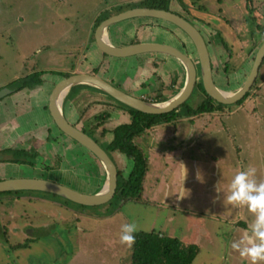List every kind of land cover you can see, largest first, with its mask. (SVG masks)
<instances>
[{
  "label": "rangeland",
  "instance_id": "374dc122",
  "mask_svg": "<svg viewBox=\"0 0 264 264\" xmlns=\"http://www.w3.org/2000/svg\"><path fill=\"white\" fill-rule=\"evenodd\" d=\"M158 1L0 0V87L5 84L8 86L30 69L44 70V86L48 92L52 86L50 83H57V80L62 79V73L58 74L54 70L71 68V65L73 67L76 64L75 67L80 65L81 72L95 68L93 73L106 81L114 78L111 83L133 96L169 98L178 90V85L173 86L176 65L170 63L164 55L151 53L149 56L153 59L145 57L150 62L146 69L149 66L151 70H155L148 71L149 74L164 72L165 85L160 82L159 75H154L158 79L155 84L162 85L161 89L165 88L170 92L152 95L153 92L147 91L153 84L151 81L141 82V87L137 86L138 82L131 83L132 89L125 90L122 84L127 77L136 78V70L142 68L145 53L110 59L95 47L93 38H88L90 26L98 18L119 13L126 10L127 6L129 9L133 6L162 5L159 7L176 10L193 20V23L194 20L199 21L195 25L203 36L205 34L215 83L223 90L237 89L249 74L256 49L264 39L258 27H264V0H161V4ZM124 3L127 5H123ZM162 21L134 18L115 23L109 26V39L118 46L132 40L168 42L179 50L190 53L193 60H196L193 47L185 34L181 35L182 45H179L164 30H176L175 25ZM171 34L174 36V32ZM247 93V97L237 106L227 105L214 113L199 116L191 128L189 123H184L186 119L179 124L173 120L172 123L151 130V135L137 139L138 146L148 150L145 151L146 155L151 151L153 159L150 165L151 175L148 177L151 189L145 191V196L139 200L117 197L105 204L85 207L54 196L49 201L44 198L45 201L27 204L25 207L17 205L18 199H29L32 195L22 192L7 195L0 193V223L2 221L4 225V228H0V264H128L131 247L128 249L119 242L120 227L128 222H135L138 231L161 232L166 236L176 237L184 246H197V253L191 264H247L231 248V243L248 229L244 227L252 223L253 214L244 206L224 202L222 191L218 204L221 211L218 215L222 217L223 214L225 217L213 219L212 205L198 194L200 190L197 191V187L205 183V167L209 168V172L212 167L215 170L211 159L222 162L219 176L225 189L234 174L249 165L256 167L258 180H264V59ZM204 98V93L197 85L185 105L195 107ZM119 105L122 110L128 111L126 106L118 103V107ZM114 114L115 112L109 114L101 123L94 122L93 119L91 126L89 123L84 126V130L102 146L105 144L100 139L109 140L112 137L109 134L120 124L119 121L126 120L121 115L118 120V115ZM69 121L75 123L74 119ZM52 129L55 136H59L57 127L52 126ZM173 129L176 131L174 138ZM102 130L109 133L101 135ZM61 135L70 141L64 133ZM62 136L58 140L62 141ZM177 139L182 142L179 144ZM81 150L87 149L82 147ZM155 151L158 154L155 155ZM165 151L168 152L165 154ZM169 151L175 154L171 157ZM213 154L215 158L212 157ZM120 157L116 160L121 168L124 167L122 175L127 176L133 162L128 157L124 159L121 154ZM52 159L55 161L56 155L50 160ZM76 159L77 161L69 159L64 164L62 168L66 170L65 176L59 172L57 182L79 192L95 193L100 189L101 183L95 178L97 174L93 166L94 158L82 155ZM72 161L79 164L88 162L85 167L90 168L95 180L90 182L82 166H77ZM41 164L49 165L48 159H38L34 167L20 164L2 168L4 170L0 173V179L50 177L48 180H53L51 173L45 169L49 167L41 169ZM185 168L187 174L183 183L186 184L183 187H186L183 192L186 196L177 199L178 194L174 192L180 188L178 185L181 183L182 173H186ZM74 170L78 171L79 177L77 173L73 175ZM192 183L193 186H190ZM23 215L30 220L25 225H30L35 237L27 247L10 249L4 238H10L17 230L13 229L11 220L15 221L18 217L20 219ZM231 219L234 220V225L229 224ZM18 240H22L21 235L14 241Z\"/></svg>",
  "mask_w": 264,
  "mask_h": 264
},
{
  "label": "water",
  "instance_id": "95a60500",
  "mask_svg": "<svg viewBox=\"0 0 264 264\" xmlns=\"http://www.w3.org/2000/svg\"><path fill=\"white\" fill-rule=\"evenodd\" d=\"M140 16L160 19L181 29L194 46L193 50L196 60H193L190 53L181 51L174 45L168 43L141 41L118 46L114 45L110 41L107 35V28L110 25ZM94 42L103 53L116 58H126L144 53L164 54L175 58L182 65L184 70V79L181 87L169 98L153 101L133 96L117 88L114 84L106 81L96 73H85L80 70H76V72L62 78L56 83L49 94V115L57 128L89 150L91 154H93L100 161L105 170L106 176L103 185L95 193H83L69 186L44 178H7L0 179V193H5V195H7V193L11 194L23 191L48 193L61 198L64 201L85 207L98 206L108 203L111 200L116 192L118 180V170L115 162L102 146H100L86 132L69 123L63 115V99L67 91L73 86L88 85L97 88L112 98L113 101L117 103V107L119 103L142 113L161 114L177 109L181 104H183L192 94L196 83L200 81L202 83L203 90L208 96L215 100L216 103H220L225 106H237V103L244 98L245 94L250 90L252 84L254 83L259 66L264 58L263 39L256 49L250 72L245 81L235 90H223L218 87L214 81L212 61L208 50L209 47L203 38V35L200 33V30H198L181 15L156 7H133L102 19L95 28ZM44 75L45 74L43 73L41 77L42 79L44 78ZM16 87L18 86L15 85V87L11 86L1 88L0 98L14 91ZM118 108L121 109L120 105ZM118 125L120 124H117L116 126ZM114 151L120 152L119 150ZM121 154L123 155V158L126 157L124 153ZM15 159L21 160L20 158L14 157L11 152L0 151V162ZM130 160L132 163L133 160ZM129 172H127V176L121 175L126 178L128 177Z\"/></svg>",
  "mask_w": 264,
  "mask_h": 264
},
{
  "label": "crops",
  "instance_id": "0c3cea01",
  "mask_svg": "<svg viewBox=\"0 0 264 264\" xmlns=\"http://www.w3.org/2000/svg\"><path fill=\"white\" fill-rule=\"evenodd\" d=\"M123 5H125V3ZM133 7H136V6H133ZM127 8H128V6H127ZM151 8H155V7H151ZM159 9H161V8H159ZM178 14L181 15V13H178ZM111 15H113V14H111ZM134 18L146 19V18H150V17L140 16V17H134ZM134 18H132V19H134ZM151 19H153V18H151ZM155 20L162 21L159 19H155ZM162 22H166V21H162ZM93 26L94 25L92 23L91 27H93ZM107 35L109 37V27L107 28ZM167 36H170L171 39L173 38V35L172 34L169 35V32L167 33ZM88 47H90V46H88ZM155 54H157V53H155ZM145 55H147V56H145ZM145 55L142 58V64H141L142 68L136 70L137 71L135 74L136 78L128 79V77H127L125 79L124 83L122 84V87L125 90L126 89L130 90L131 83L138 82L137 86L141 87L142 86L141 82L146 83V82L151 81V82H153V84L151 85L153 87H151V86L148 87L147 91L149 93L153 92V93H151L152 95H154V94L158 95L159 93L160 94L168 93L167 92V91H169L168 89H165V88L161 89L162 85L159 84L156 86V84H155L156 82H158L157 81L158 79L154 75H159V76H161L160 82L165 85V82H166L165 73L160 71V72H157V74L156 73L149 74L148 71L154 72L155 70H151V68H149V66H148V69H146L147 65H149L150 62L148 63V60L145 57H149L150 59H153V58H152V56H149V55H152L151 53L150 54L146 53ZM163 55L164 54H161V56H163ZM164 56L166 59H168V61L170 63L176 65V72L174 73L175 74L174 75L175 84L173 86L178 85L176 87H177V89H179L181 87L183 79H184L183 67L175 58L169 57L167 55H164ZM79 67H80V65H77L75 70L81 71V69H79ZM74 72H76V71H74ZM87 72L93 73L90 71H85V73H87ZM111 79L115 80L114 78H111ZM137 86L135 88H137ZM127 87H129V88H127ZM137 89H139V88H137ZM227 91H231V90L227 89ZM49 94H50V91L47 92V90L45 89V86H44V82H43L41 84H37V85L33 86L32 88H26L25 87L24 89L12 94L11 96L6 97L5 98L6 100L4 99L5 101L2 104H0V106L5 104V108L8 107L11 110V112L4 114V116L2 115V112H0V141L5 142V144H4L5 147L11 146L13 142L18 141L21 137L23 138V140H29V139L33 138L37 141L36 143H37V146H39L40 150L41 149L47 150V156L48 157L55 155V153L57 152L58 145L57 144L55 145V143L53 141H48L49 139H47L49 128H52L53 125L55 126L54 122H52V118L50 117L48 110L45 108ZM142 96H145V95H142ZM64 98H65V102H62V104H63L62 105V111H64V114H65V110H67V115H66L67 118L74 119V120L78 119L79 123L82 125L89 123V126H91L92 125L91 120H93V117L101 114L104 111L109 112L111 115H112V113L115 112L114 115H118V117H117L118 120H119V117L121 118V116H122V119H124V117H125V119L127 121L126 120L119 121L120 124L127 123L130 121L131 116L127 110L126 111L120 110L116 105L117 103L113 102L112 98H108V96L105 93H103L101 90L94 88L92 86H88V85L73 86L72 90L69 89L67 91ZM149 98H151L149 100H153V101L162 100L161 98H159V99H155L152 97H149ZM166 98H168V96ZM166 98H164V99H166ZM63 101H64V99H63ZM111 108H113V110H110ZM214 112H216V111H214ZM6 115H8V116H6ZM198 118L199 117L181 116V117L177 118V122H175V123L179 124L180 121H184L186 119L184 121V123H189L190 128H191V125H193L194 120L198 119ZM165 124H167V123L157 124V125L149 128L147 130V133L143 134L141 137H143L144 135L149 136L151 130H153L154 128L155 129L161 128V126H163ZM106 133L108 134L109 132H107V130L105 133L103 132V130L101 131V135L102 134L106 135ZM172 134H174L172 136V138H174L175 134H176L175 129L172 130ZM110 135L112 136L111 138H109ZM109 136L106 137V139L109 138V140H104V141L101 140L99 137L98 138L100 139V141L103 144H107L112 140L113 134L110 133ZM177 141L179 144L182 142L181 139H177ZM48 145H49V148H48ZM59 147L61 148V144H59ZM143 151L145 154L146 153L145 151H148V150H143ZM150 152L148 153V155L145 154L148 158L149 166L147 167L145 179L143 182L142 198L145 196V191L148 192L151 189V186H150L151 183L148 182V177H150V175H151L150 174V165H151V161L153 160ZM167 152L168 151H165V154ZM169 153H170L169 156H171V157H172V155L175 154V153L170 152V151H169ZM120 154L121 153L118 151H113V156L117 160L120 157ZM156 154H158V153H156V151H155V155ZM212 157L215 158V155L213 154ZM211 162L213 163V165H215V170H213L214 168L212 167V168H210V172H209V168L205 167V170H204L205 173L203 174V176L206 177V180H205V183L200 184V186L197 187L198 188L197 191L200 190V192H198V194L201 195L202 198L209 200L210 204L212 205L211 215L213 213V215H214L213 219H216V218L220 219L222 217L224 218L225 215H223L222 213H221L222 217L218 215L219 212L221 211L219 209L218 204H219V199L221 198V195H222V191L218 194L216 192V186L219 184V186L222 190H226L225 184L223 181L220 182L221 177L219 176V167L221 166L220 163H222V162H218L216 159H213V160L211 159ZM117 163H118V161H117ZM124 164H125V162H124ZM164 164H165V162H164ZM13 165L11 164L10 166H13ZM209 165H210V162H209ZM0 166H2V165L0 164ZM2 168L3 167H0V173L4 170ZM197 168L195 170H197ZM96 173H97L96 179H98V181H101L99 183H101V186H102L105 179H106L105 171H104V169L100 168V169L96 170ZM184 176H185V172H183L181 177H180L183 181L181 180V183L178 185V187L180 186L178 191H181V190L184 191V189H182V187H181V185L183 186L184 184H186V183H183L184 179H185ZM214 177H215V179H214ZM90 182H92V180H90ZM207 182L209 183V185ZM193 184L194 183H192L190 186H193ZM101 186L99 188H101ZM185 187L186 186H184L183 188H185ZM194 196H196L195 193H194ZM222 196L224 197V194ZM145 198H147V197H145ZM216 213H217V215H215ZM227 219H229V218H227ZM239 219H240V217L236 220L238 221ZM233 221L234 220L231 219L229 224L232 223ZM226 222H228V221H226ZM232 224L234 225V223H232ZM236 224L241 225V223H239V222H237ZM243 226H245V225H243ZM244 228H248V227L245 226ZM126 248L129 249L130 247H126Z\"/></svg>",
  "mask_w": 264,
  "mask_h": 264
},
{
  "label": "trees",
  "instance_id": "16d2710c",
  "mask_svg": "<svg viewBox=\"0 0 264 264\" xmlns=\"http://www.w3.org/2000/svg\"><path fill=\"white\" fill-rule=\"evenodd\" d=\"M153 1V0H152ZM161 4V0L158 1ZM162 5H150L149 7H156L161 9H167ZM111 15V14H109ZM107 17V16H106ZM97 19L96 21H100ZM261 30V35L264 36V27L258 26ZM40 71L33 72L30 76H27V81L21 83L20 87H33L40 82L38 76ZM202 90L205 98L195 106L190 107L185 105L184 102L177 109H174L167 113L161 114H147L140 111L128 108V112L131 115V121L126 124H120L112 130V140L102 146L105 150H119L124 153L126 157L133 160L128 177L124 178L121 174L118 175L117 191L116 194L119 197L131 198L133 200H139L142 198L143 182L145 179L148 158L144 154V151L137 144L143 134L147 133V130L157 124L176 122L177 118L184 116L199 117L204 113H212L214 111L221 110L225 105L216 103L210 96L203 90L202 83L198 81L195 87ZM245 94L239 102L241 103L247 97ZM164 100V99H162ZM109 116V112H102L95 116L101 123ZM174 122V123H175ZM105 133L106 130H103ZM8 161H20L18 159ZM135 244L131 247V255L128 264H191L197 253V246L188 245L184 246L179 239L172 236H166L161 232H145L138 231L135 233Z\"/></svg>",
  "mask_w": 264,
  "mask_h": 264
},
{
  "label": "flooded vegetation",
  "instance_id": "af4514ba",
  "mask_svg": "<svg viewBox=\"0 0 264 264\" xmlns=\"http://www.w3.org/2000/svg\"><path fill=\"white\" fill-rule=\"evenodd\" d=\"M131 4V3H130ZM127 5V4H126ZM125 5V6H126ZM121 7V6H120ZM122 7H123V5H122ZM147 7H149V6H147ZM126 9H127V7H125ZM165 10H169V11H171V12H173V13H176V14H178L179 12H177L176 10H174L173 11V9H171L170 10V8H167V9H165ZM181 15L185 18V19H187V17L185 16V15H183L182 13H181ZM191 24H193L198 30H200L196 25H195V23L197 24L199 21L198 20H194V22L195 23H193V20L191 21V20H189V19H187ZM101 21V20H100ZM100 21H98V22H100ZM97 22V21H96ZM95 22V24H94V26L93 27H91L90 26V29H89V33H88V38L90 39V38H93L94 39V31H95V28H96V26H97V23ZM157 27H159V25H156ZM176 30H173V29H171V28H167V29H164L165 30V32L166 33H168L169 32V35L171 34V32H174V36H173V38L172 39H174V41L176 42V43H178L179 45H182L181 44V35L182 34H185L181 29H179L178 27H174ZM176 31H178L179 33H177ZM203 35V34H202ZM185 36L187 37V35L185 34ZM109 38V37H108ZM179 40H178V39ZM188 38V37H187ZM203 38L205 39V41H206V38H205V34H204V36H203ZM137 41H139V40H132V42H130V43H133V42H137ZM188 41L190 42V44L192 45V47H194L193 46V44L191 43V41H190V39L188 38ZM153 42H157V41H153ZM89 43V41L87 42V43H85V45H87ZM113 43V42H112ZM163 43H168V42H163ZM207 43V42H206ZM94 44H95V42H94ZM114 44V43H113ZM126 44H129V43H126ZM169 44V43H168ZM170 44H172V43H170ZM208 44V43H207ZM115 45V44H114ZM123 45H125V44H123ZM173 45V44H172ZM121 46V45H120ZM95 47L100 51V52H102L99 48H98V46L95 44ZM86 51V50H85ZM103 53V52H102ZM104 55H105V53H103ZM107 55V54H106ZM108 56V55H107ZM111 56H109V58H110ZM111 59V58H110ZM78 62H80L79 61V59H78ZM76 65V64H75ZM75 65H73V67H72V65H71V68L70 67H68V68H58V71L57 70H54V72H57L58 74L61 72L62 73V75H61V77L62 78H64V77H66V76H68V75H70V74H72V73H74V71H76L75 69H76V67H75ZM93 70H95V68H92ZM93 70H91L90 72H93ZM31 71H33V72H37L38 70H33V69H30L29 71H26V73H24L23 75L21 74V76H18L17 77V79H15V80H13V82H11V83H9L8 84V86H6V84L5 85H3V86H1L0 87V89L2 88V87H4V86H6V87H11V85L12 86H14L15 87V85L16 86H18V87H16V89L14 90V91H12V92H10V93H8V94H6V95H4L3 97H1L0 98V104H2L6 99V97H9V96H11L12 94H14V93H16V92H18V91H20V90H22V89H24L25 87H20V85H21V83H23L24 81H27L28 80V78H26L27 76H30V74H32L33 72H31ZM43 72H45L44 70H41L40 71V74H39V76H38V78H39V80H40V82L38 83V84H41V83H43V82H45L44 81V79H42L41 77H42V74H43ZM51 72V71H50ZM53 72V71H52ZM58 78V77H57ZM112 82L113 80L111 79V80H109L108 82ZM57 82H58V80H57ZM110 82V83H111ZM52 86H51V89H53L52 87H54L55 85H56V83H54V82H52V83H50ZM113 84V83H112ZM37 85V84H36ZM26 88H32V87H26ZM70 90H72V88L70 89ZM50 91H52V90H50ZM128 93V92H127ZM130 94V93H129ZM140 97H142V98H144V99H147V100H149V99H151V98H149V97H146V96H140ZM49 98V97H48ZM5 99V100H4ZM63 102H65V98H64V101ZM114 102V101H113ZM63 105V104H62ZM45 108L48 110V100H47V104L45 105ZM0 112H2V115L4 116V114H6V113H8V112H11V110L8 108V107H6L5 108V104H3V105H1L0 106ZM63 112V115H64V117H65V119L69 122V123H71L70 121H69V118H67V116L64 114V111H62ZM104 112H107V111H104ZM110 114V113H109ZM6 116H8V115H6ZM51 117V116H50ZM93 119H94V122H99V120L98 119H96V118H94L93 117ZM51 121V120H50ZM52 122H53V120H52ZM72 125H74V126H76V127H78L79 129H81V130H83L84 132H86L85 130H84V126H86L85 124L84 125H82V124H80L79 123V121H78V119L77 120H75V123H71ZM79 124V125H78ZM95 125H96V123H95ZM5 126V125H4ZM88 126V125H87ZM53 127H56V126H54L53 125ZM91 130H92V128H91ZM56 131H58L60 134H59V136H55V132L53 131V129L52 128H49V131H48V135H47V139H49V141H53L54 143H55V145L57 144L58 145V148H57V152L55 153V155H56V160L54 161L53 159L52 160H50L51 159V157H48L47 156V150H40L39 149V146H37V141L35 140V139H33V138H31V139H29V140H23V138L21 137L18 141H16V142H13L12 143V145L11 146H6L5 147V142H1L0 141V151H2V152H11L12 153V155L14 156V157H16V158H20L21 160L20 161H8V160H4V161H1L0 162V164L2 165V167L4 168V169H6L7 167H10V165L12 164H14L13 166L14 167H16L17 165H20V164H26V165H30V167H34V164H35V161H37L38 159H41V158H47L48 159V162H49V165H42V167H41V169H43L44 167H49V168H45V169H47L50 173H51V178H53V180H51V181H58V179H57V176H58V178H59V172H61L62 174H63V176H65V172L64 171H66L64 168H62L63 166H64V164H66L68 161H69V159L71 160V159H73V160H75V161H77V159L76 158H78V157H81L82 155H88V156H90V157H92V158H94V160H95V163H93V166H94V168L96 169V170H98V169H100V168H102V169H104L103 168V166L101 165V163H100V161L93 155V154H91V152L89 151V150H84V151H82L81 150V148L83 147L81 144H79L77 141H75L74 139H72L71 137H69L68 135H66L65 133V135H66V137H68V138H70L69 140L70 141H68V140H65L64 138H63V136L61 135L63 132L59 129V128H57V130ZM93 131V130H92ZM87 133V132H86ZM93 133H95L94 131H93ZM90 137H92L95 141H96V138L94 137V136H91L89 133H87ZM95 135H96V133H95ZM60 136H62V138H63V140L61 141V140H58V138L60 137ZM97 136V135H96ZM98 137V136H97ZM51 139V140H50ZM66 141H67V143H68V145H67V143H66ZM97 142V141H96ZM98 144H99V142H97ZM59 144H61V148L59 147ZM100 145V144H99ZM82 146V147H81ZM71 147H73L72 148V150H70V148ZM81 147V148H80ZM76 148H79L80 150H77ZM85 148V147H84ZM86 149V148H85ZM109 154H110V156H111V158L113 159V161L115 162V164H116V167H117V170H118V175L119 174H122V171L124 170V167L123 168H121L119 165H118V163H117V161H116V159L114 158V156H113V154H111V152L113 153V151L114 150H106ZM75 161H72L74 164H76L77 166H82V168L87 172V175H86V177L88 178V180H92V182L95 180V178H93L92 177V175H91V170H90V168H86L85 166L88 164V162H86V161H84L82 164L80 163H77V162H75ZM105 171V170H104ZM76 173H77V177H79V175H78V171H76V170H74L73 171V175L75 176L76 175ZM97 174V173H96ZM42 178V177H41ZM50 178V177H49ZM48 178V179H49ZM92 178V179H91ZM44 179H46V178H44ZM47 179V180H48ZM119 179V178H118ZM98 180V179H97ZM101 182V181H100ZM98 183H99V181H98ZM99 190V189H98ZM97 191V190H96ZM116 191H117V187H116ZM33 192V193H32ZM18 193H21V192H18ZM22 193H24V194H28V195H32V197L31 198H29V199H26V198H19L18 199V203H17V205H24L25 207L27 206V204H32V203H35V202H38V201H43L44 200V198L45 199H48V201L50 200V199H52L54 196L53 195H51V194H48V193H39V192H35V191H31V192H27V191H23ZM51 195V196H50ZM117 197L119 198V196L116 194V192L114 193V195H113V197L111 198V200L112 199H114V198H116L117 199ZM120 198H122V197H120ZM110 200V201H111ZM45 201V200H44ZM32 208V207H31ZM32 210V209H31ZM47 210H49V209H47ZM50 211V210H49ZM19 219V217L14 221V220H11L12 221V223L14 224V227H13V229H17V230H15V233H13L12 235L13 236H10V238H4V242H5V244H6V246H8L10 249H17V248H24V247H27V246H29V242H30V240H32V239H34V237H35V234H34V231L33 230H30V225H25V224H27L28 222H30V220H28V218L27 217H25L24 215L23 216H20V219ZM33 220V219H32ZM5 221H7V220H5ZM3 223H2V221H1V223H0V228L2 227V228H4V225H2ZM7 224V223H6ZM5 224V227H8L7 225ZM21 235V237H22V240H18V242H16V241H14V240H16L20 235ZM34 234V235H33ZM26 237H28V238H26ZM23 238H25V240H23ZM14 239V240H13ZM3 240V239H2ZM1 240V241H2Z\"/></svg>",
  "mask_w": 264,
  "mask_h": 264
},
{
  "label": "clouds",
  "instance_id": "9594fccd",
  "mask_svg": "<svg viewBox=\"0 0 264 264\" xmlns=\"http://www.w3.org/2000/svg\"><path fill=\"white\" fill-rule=\"evenodd\" d=\"M186 174L187 169L185 176ZM181 187L184 189L182 185ZM221 191L224 192V202L233 206H244L254 217L248 229L231 243V248L247 264H264V180H258L256 167L249 165L234 174L226 190H222L218 184L216 192L219 194ZM174 193H178L177 199L186 196L182 190ZM137 231L135 222L122 224L119 242L132 247Z\"/></svg>",
  "mask_w": 264,
  "mask_h": 264
}]
</instances>
